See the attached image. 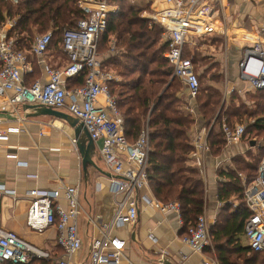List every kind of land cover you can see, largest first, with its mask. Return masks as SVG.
<instances>
[{
	"label": "built area",
	"instance_id": "2783aa9c",
	"mask_svg": "<svg viewBox=\"0 0 264 264\" xmlns=\"http://www.w3.org/2000/svg\"><path fill=\"white\" fill-rule=\"evenodd\" d=\"M166 1L169 7L151 17L168 34L169 49L164 56L173 66V77L181 81L191 98H196L200 80L192 59L184 55V48L191 34H211L215 31L213 25L197 19L195 14L197 7L208 0ZM79 5L87 17L80 19L77 27L63 30L60 45L67 56V63L62 68L50 65L44 58L54 37L52 32L36 35L31 48L21 50L14 38H9L3 29L0 30V96L12 92L8 103L13 107L18 103L43 104L66 111L83 123L112 175L110 190L115 197L114 214L110 222L103 225L102 235L92 239L89 255L83 260L79 256L83 245L78 224V218L83 212L79 185H64L52 191L32 189L29 192L27 223L35 231L54 226L58 231L57 242L62 251L53 257L47 249L25 240L14 231L0 227L1 262L29 263L38 258L53 259L56 264H122L126 242L113 234V229L137 223V193L149 184V125L146 124L134 143L128 141L113 91L117 79L112 71L103 67L100 54V43L108 17L118 10V6L111 0H80ZM252 41V44L245 47L239 61V78L252 91H260L264 90V46L260 40ZM115 49L116 42L113 40L110 51ZM32 56L37 57L43 65L48 75L46 82L36 80L30 85L26 83L25 75L33 70ZM83 73L86 74L85 84L68 88V79ZM101 95L104 96L102 106L98 103ZM245 130L242 123L234 126L224 124L226 144L243 140ZM9 132L10 128L4 127L0 121V142L9 140ZM196 142L202 151L209 149L207 137L200 136ZM240 177L243 178L241 174ZM243 185L244 201L252 212L245 224V238L253 251L263 252L264 159L256 179ZM0 191L16 195L15 190ZM159 205L163 212H176L180 224L184 223L179 202ZM181 241L196 252H202L212 244L211 223L204 214L199 216L196 225L189 227ZM164 258L162 255L160 261Z\"/></svg>",
	"mask_w": 264,
	"mask_h": 264
},
{
	"label": "trees",
	"instance_id": "16d2710c",
	"mask_svg": "<svg viewBox=\"0 0 264 264\" xmlns=\"http://www.w3.org/2000/svg\"><path fill=\"white\" fill-rule=\"evenodd\" d=\"M79 1L0 0V27L7 20H14L7 36L14 38L21 50L31 48L37 33L50 31L54 36L50 48L55 49L58 40L62 39L63 30L77 27L78 21L87 17ZM111 2L118 5V10L108 17L100 51L109 52L111 42L115 40V51H110L111 54L102 63L104 68H114L121 76L113 91L123 118L125 134L128 141L134 143L148 123L151 147L149 184L162 201L174 200L180 203L184 220L183 231L186 232L189 227L197 224L206 204L202 176L188 161L194 148L188 132L194 125L195 118L180 109L183 98L178 95L179 88L176 86L181 81L173 77V66L164 56L169 49V41L162 40L164 28L142 17L144 11L151 9L150 6L139 5L136 0ZM203 38L202 36L193 47L194 51L186 43L184 55L192 59L200 80L198 108L203 124L207 127L213 125L208 142L211 154L217 156L223 152L227 143L224 124L246 125L243 138L248 145H252V142L256 144L260 137L264 138V90L256 91L251 96L254 101L250 107L238 92L226 103L221 89L202 85V81L208 76V80L212 81L214 76L220 78L222 74L217 61L196 51ZM216 67L220 68L217 73L214 71ZM38 74V66L34 64V71L26 76V83L32 84ZM85 77L86 74L83 73L69 79L73 81L72 86L77 87L85 84ZM256 147L245 154L250 160L244 154H238L233 158L235 167L218 170L222 180L218 183L217 195L224 204L219 221L212 228V235L221 264H238L237 259L241 257H244L247 264H264V251L256 252L249 247H243L238 239L252 214L244 201L245 187L240 173L244 174L247 183H251L258 176L264 145ZM237 199L243 201L234 211L232 204ZM234 254L237 259L231 260ZM0 264H52V259L35 258L29 263Z\"/></svg>",
	"mask_w": 264,
	"mask_h": 264
},
{
	"label": "crops",
	"instance_id": "0c3cea01",
	"mask_svg": "<svg viewBox=\"0 0 264 264\" xmlns=\"http://www.w3.org/2000/svg\"><path fill=\"white\" fill-rule=\"evenodd\" d=\"M148 1L152 10H157H154L153 14L169 7L166 0ZM145 14H148L147 10ZM195 14L197 19L213 25L215 31L211 34H191L187 43H193L195 37L199 36L197 39H200L203 36L204 38L199 41L198 50L200 51L204 47L216 48L215 42L218 40H225L229 47L233 45L237 47L239 44L238 53L231 52L228 55L226 51L224 58L221 60L216 58L215 61L221 69L228 70L226 80H233L228 85L224 84L225 95L228 96L230 90H237L241 96L245 97V92L251 89L239 78V61L245 47L252 44V40H260L264 46V0H208L197 7ZM12 25L14 20H7L0 30L3 29L7 34ZM164 34L167 40L166 30ZM60 48L63 55L61 58L55 55L56 51L53 48H49L44 55L46 62L56 68H62L67 63V56L61 45ZM231 48L233 50V47ZM204 53L213 59L217 56L215 53ZM31 61L33 70L25 75V78L33 73L35 64L39 70L36 80L46 82L48 75L39 59L32 56ZM72 84L73 81L68 79V88L76 86ZM230 84L233 85L232 89H228ZM12 94L9 92L0 96V121L4 127L10 128L9 140L0 142V190H15L16 195L0 191V227L16 232L25 240L47 249L53 257H56L62 251L57 242L56 228L50 226L42 231H35L27 223L30 206L29 192L32 189L52 191L61 189L64 185H79V200L83 211L78 218L79 233L83 243L79 256L84 260L89 255L92 239L102 235L103 225L108 224L114 214L115 197L110 190L112 175L99 153L98 146L92 155L95 165L88 163L84 169L82 157L76 145L74 129L63 119L54 116H30V112L24 109L23 103L13 107L8 103V98ZM188 98L190 105L192 98L190 96ZM227 98L224 100L226 103L229 102ZM98 103L101 106L104 105L103 95L99 97ZM212 128L206 129L199 117L188 132L191 144L194 146L188 161L198 169L204 182L206 204L201 215L204 214L211 223L212 244L202 252H196L183 243L181 239L186 233L183 231L184 223L180 224L176 212L160 210L159 204L166 202L159 199L148 184L137 193L139 208L137 223L125 224L113 229V234L126 242L122 264H221L212 235V228L219 221L224 204L217 195L218 183L222 180L218 170L235 167L233 158L238 154H244L245 158L250 160L245 155L246 152L260 145L257 143L248 145L243 139L226 144L223 152L214 156L210 148L202 151L196 142L200 136L207 137L208 140ZM241 175L243 177L241 180L244 179L243 184L247 183L244 174ZM241 201L242 199H237L233 202L234 211ZM244 232L238 236V239L243 247L250 248ZM162 255L165 258L161 262ZM236 256L234 254L231 260H236ZM237 260L238 264H247L244 257ZM52 264H56L53 259Z\"/></svg>",
	"mask_w": 264,
	"mask_h": 264
},
{
	"label": "rangeland",
	"instance_id": "374dc122",
	"mask_svg": "<svg viewBox=\"0 0 264 264\" xmlns=\"http://www.w3.org/2000/svg\"><path fill=\"white\" fill-rule=\"evenodd\" d=\"M136 3L137 4H139V5H142V6H150V2L148 1V0H136ZM117 5V4H116ZM118 6V5H117ZM149 8H151V7H149ZM155 10V9H154ZM152 10V8L151 9H149V10H147L148 11V14H145V11L143 12V14H142V16L144 17V18H147V19H150L153 23H157L158 25H160L158 22H156V21H154V19H152V18H150L152 15H154L153 14V12H155V11H157V10ZM150 14H151V16H150ZM161 27H162V25H160ZM164 30H166V29H164ZM39 34H43V33H37L36 35H39ZM35 35V36H36ZM197 37H199V36H197ZM197 37H195L193 40V43H190L189 44V46H190V49H191V51H194L195 49L193 48L194 46H195V44H196V42H198V40L199 39H197ZM166 39V37H165V34L163 33V35H162V40H165ZM208 42V41H207ZM58 45L55 47V55L56 56H58V57H62L63 55H62V53H61V48H60V40H58V43H57ZM215 45H216V48H203L201 51L200 50H196L198 53L200 52V53H204V52H206V53H208V54H213V53H215L217 56L216 57H214V60L217 58V59H222V58H224V53L227 51V54L229 55V54H231V52L233 53V54H236V53H238V51L240 50V48H239V44H238V46L237 47H235L233 44V46H230L229 47V45L227 44V43H225V40L224 41H221V40H218V41H216L215 42ZM231 47H233V50H232V48ZM109 50V49H108ZM101 52V51H100ZM108 54H111V52L109 51H104V52H101V59L104 61L107 57H108ZM60 55V56H59ZM58 57H56V58H58ZM210 63H212V61L210 60L209 61ZM105 64V63H104ZM214 64V63H213ZM201 65V64H200ZM228 68V67H227ZM105 69H107V70H109V71H112L113 72V74H114V76L116 77V82H115V86H114V89H115V87H116V85H117V83H118V81H120L121 80V76L117 73V71L114 69V68H109V67H107V66H105ZM200 71H202L201 69H200ZM214 71H215V73H217V71H220V68L219 67H216L215 69H214ZM221 71L223 72L222 74H221V77L220 78H217L216 76H214V78H213V80L211 81V80H208V78H209V76H208V78L207 79H204L203 81H202V85H204V86H208V85H211L212 87H216V88H219V89H221V91H222V93H223V100L224 99H226L228 96V98L227 99H229L230 100V98H231V96H235L236 94H235V92H237V90H230V94L228 95V96H226L225 95V93H224V90H223V87H224V84H229V82H231V81H233L232 79H231V81H227L226 79V77H227V69H221ZM212 73H214V72H212ZM230 78V77H229ZM238 79V78H237ZM230 80V79H229ZM228 82V83H227ZM178 86H176V88H179V93H178V95L180 96V97H182L183 98V102L180 104V109L182 110V111H184L185 113H190V114H192L193 116H194V118H195V122H196V119H198L199 117L202 119V116H201V113H200V111H199V108H198V101H197V97L196 98H192L191 99V104L189 105L188 103H189V96L187 95L188 93H187V91L185 90V87L183 86V84L181 83H179L178 82V84H177ZM231 85V84H230ZM232 87H233V85H231V86H229V88L228 89H232ZM254 93H256V91H252V90H249L248 89V91H246L245 92V97L244 96H242V100H244V101H246L247 103H248V105H250V107H252V104H253V102L252 101H254L253 99H252V95L254 94ZM186 106V107H185ZM196 114H198L199 116H197ZM202 123H203V119H202ZM195 124V123H194ZM237 124V123H236ZM198 125V124H197ZM194 126V125H193ZM192 126V127H193ZM213 125H211V127H212ZM246 126V125H245ZM204 127L206 128V129H208L209 127H207V126H205L204 125ZM209 130V129H208ZM207 130V131H208ZM244 139V138H243ZM256 143L257 144H259L260 146H262V145H264V138L263 137H260V138H258L257 140H256ZM263 159H264V156H263V158H262V161H263ZM261 161V162H262ZM170 201H174V200H170ZM243 201V200H242ZM241 203V202H240ZM240 205V204H239ZM238 205V206H239Z\"/></svg>",
	"mask_w": 264,
	"mask_h": 264
},
{
	"label": "water",
	"instance_id": "95a60500",
	"mask_svg": "<svg viewBox=\"0 0 264 264\" xmlns=\"http://www.w3.org/2000/svg\"><path fill=\"white\" fill-rule=\"evenodd\" d=\"M24 109L30 112V116L49 115L66 121L75 132L76 145L82 157L84 169L88 163L95 165L92 159L94 151L97 149L95 141L92 139L86 127L79 121L77 117L66 111L54 109L43 104H24ZM255 143L252 142V145Z\"/></svg>",
	"mask_w": 264,
	"mask_h": 264
},
{
	"label": "bare ground",
	"instance_id": "6f19581e",
	"mask_svg": "<svg viewBox=\"0 0 264 264\" xmlns=\"http://www.w3.org/2000/svg\"><path fill=\"white\" fill-rule=\"evenodd\" d=\"M256 38H258L257 36H255Z\"/></svg>",
	"mask_w": 264,
	"mask_h": 264
}]
</instances>
